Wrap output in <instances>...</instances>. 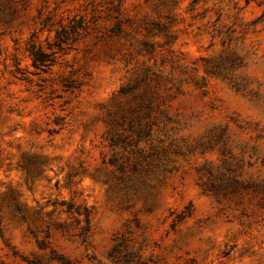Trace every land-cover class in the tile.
Here are the masks:
<instances>
[{
	"label": "clouds",
	"instance_id": "9594fccd",
	"mask_svg": "<svg viewBox=\"0 0 264 264\" xmlns=\"http://www.w3.org/2000/svg\"><path fill=\"white\" fill-rule=\"evenodd\" d=\"M0 182V264H264V0H29Z\"/></svg>",
	"mask_w": 264,
	"mask_h": 264
},
{
	"label": "rangeland",
	"instance_id": "374dc122",
	"mask_svg": "<svg viewBox=\"0 0 264 264\" xmlns=\"http://www.w3.org/2000/svg\"><path fill=\"white\" fill-rule=\"evenodd\" d=\"M159 2L164 4L165 0H159ZM28 4L29 0H0V28L7 30L11 27L26 11ZM57 99H59V97H57ZM129 111L134 112L135 110L130 109ZM60 119L61 117H54L53 123H58ZM136 123H139L138 118H136ZM132 130V119H129V131L131 132ZM45 162V157L38 154L29 155L26 152H22L18 161V167L24 169L28 175L35 176L39 173L40 165ZM6 187H8L9 193L13 191L10 186Z\"/></svg>",
	"mask_w": 264,
	"mask_h": 264
},
{
	"label": "trees",
	"instance_id": "16d2710c",
	"mask_svg": "<svg viewBox=\"0 0 264 264\" xmlns=\"http://www.w3.org/2000/svg\"><path fill=\"white\" fill-rule=\"evenodd\" d=\"M67 39V33H64L63 30H61V32H58L56 34V39L57 40H61V39ZM29 51L31 52V49H29ZM32 55L37 58L40 59L41 62H43V60L47 59V57H45L42 53H39V51L37 50L36 52H32ZM34 66H35V60L33 62Z\"/></svg>",
	"mask_w": 264,
	"mask_h": 264
}]
</instances>
